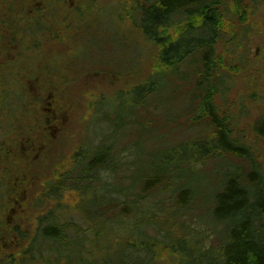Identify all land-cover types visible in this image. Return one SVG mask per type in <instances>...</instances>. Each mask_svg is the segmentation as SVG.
Listing matches in <instances>:
<instances>
[{"label":"trees","instance_id":"1","mask_svg":"<svg viewBox=\"0 0 264 264\" xmlns=\"http://www.w3.org/2000/svg\"><path fill=\"white\" fill-rule=\"evenodd\" d=\"M16 3L3 7L8 13L4 19L9 21L1 23L8 26L9 38L19 44L33 40L31 47H38L29 33L33 31L28 24L32 18L26 11L19 12ZM138 5L140 17L133 29L150 45L148 54L156 50L157 57L155 72L135 88L134 103L137 107L138 100L144 103L146 93L154 95L156 102L158 95L174 85L172 96L165 101L184 98L187 113L194 115L189 126L200 130L168 147L166 152L170 154L163 165L128 161L130 155L133 157L132 150L129 146L115 149L113 142L119 140L108 138L111 133L102 134L103 141L94 150L84 146L73 156L71 168L61 169L58 181L47 191L57 201L65 190L78 192L80 199L73 217L57 206V210L38 217L35 235L30 239L18 226L7 225L0 241L4 251L0 264H58L62 258L66 259L62 264H264V166L254 147L243 142L241 136H234L229 118L216 100L219 95L226 98L232 90L227 73L219 69L216 52L226 2L139 0ZM74 11L78 15L84 12L80 8ZM101 13L91 14L90 20ZM88 22L78 26L76 36L90 28ZM3 37L0 35V58L5 60L0 63V138L21 135L23 115L29 116L37 109L35 103L41 102L40 97L36 101L29 93L34 80L37 86L40 81L25 62L9 57L13 41L6 39L7 35ZM12 72L18 79L14 81V93L8 88L15 80ZM191 75L194 83L189 90L175 93L179 85L170 81V76L189 81ZM38 94L42 96V91ZM46 105L44 102L45 109L39 105L38 111L42 112L45 128L52 118ZM129 113L123 110V114ZM128 120L130 123L131 118ZM254 132L264 140V115L256 122ZM182 143L189 147L186 154L177 150ZM4 148L7 150L0 145V153ZM128 151L130 154L123 156ZM212 163L222 171L217 177L220 188L210 207L216 227L194 215L198 197L191 187L199 172ZM17 171L19 178L26 177L24 165ZM179 230L183 236L178 235ZM213 238L215 246H207L204 241ZM24 242L22 249L14 247ZM8 245L14 251H5ZM160 250L170 251L166 263L156 259Z\"/></svg>","mask_w":264,"mask_h":264},{"label":"rangeland","instance_id":"2","mask_svg":"<svg viewBox=\"0 0 264 264\" xmlns=\"http://www.w3.org/2000/svg\"><path fill=\"white\" fill-rule=\"evenodd\" d=\"M13 1L17 2L15 5L19 12L26 11L32 18L28 24L32 25L34 32L29 30V33L37 40L38 47H31L33 40L19 44L16 39L9 38L8 26L1 22L9 21L4 19L8 15L5 9ZM48 1L50 7L45 18L44 2L48 4ZM51 1H54V7ZM51 1L0 0V35H7L6 39L13 41L9 57H18L21 63L25 62L27 69L41 83L38 88L35 79L29 87L30 96L36 101L40 97L41 102L35 103L37 109L29 116L23 115L22 134H7L0 138V145L7 147L0 153V241L7 225L18 226L23 233L29 234V239L32 238L38 217L57 210V206L73 217V211L79 204V193L65 190L61 200L57 201L48 196L47 191L53 182L58 181L61 169L71 168L75 153L84 146L94 150L103 141L102 134L111 133L108 138L119 140L113 142L115 149L129 146L133 157L130 155L128 161L133 159L137 165L141 162L163 165L170 154V151L166 152L168 147L200 130L197 126H189L192 122H188L194 115L187 113L184 98L165 101L164 98L172 96L174 85L171 88L169 85L162 95H158L156 102L154 95L146 93L144 103L138 99V107L134 103V90L155 72L157 57L156 50L148 54L150 45L133 29L140 17L139 0H72L68 12L64 0ZM224 1L226 5L220 25L222 36L216 44V52L219 69L222 74L227 73L225 76L232 90L226 98L219 95L216 100L221 112L229 118L234 136H241L243 142L254 147L264 166V140L254 132L256 122L264 115V0ZM78 8L84 10L82 15L74 11ZM100 10L101 15L90 20V15ZM42 19L48 23V28H43V31L37 23ZM87 21L90 28L80 37L76 36L75 30ZM171 32L176 34V29ZM72 57L73 64L68 65ZM4 61L0 58V63ZM12 79L15 80H12L11 87L7 86L14 93V81L18 80L15 72H12ZM170 81L179 85L175 93H184L193 85L194 76L191 75L189 81L170 76ZM41 91L42 96L38 94ZM44 97L48 99L44 100ZM25 99L29 100L28 97ZM44 102L47 108L52 109V118L47 125L49 131L42 125V112H38L39 105L43 104L44 108ZM121 106L122 109L119 108ZM42 108L41 111L45 109ZM123 110L130 113L123 114ZM128 118H131L130 123ZM179 146L177 150L186 154L189 147L185 143ZM28 148L31 149L29 156ZM128 154L129 151L123 156ZM23 165L26 177L21 179L17 170ZM208 165L206 170L199 172L196 182L191 183L198 197L197 214L194 215L216 227L210 207L220 188L217 177L222 171L215 163ZM74 218L79 220L77 216ZM178 235L183 236V232L179 230ZM204 242L207 246H215L216 238ZM25 243L14 247L22 249ZM4 249L14 251L11 245ZM1 251L0 257L4 253ZM156 255V259L166 263L171 254L169 250H160ZM60 260L58 264L66 259Z\"/></svg>","mask_w":264,"mask_h":264},{"label":"flooded vegetation","instance_id":"3","mask_svg":"<svg viewBox=\"0 0 264 264\" xmlns=\"http://www.w3.org/2000/svg\"><path fill=\"white\" fill-rule=\"evenodd\" d=\"M51 1V0H50ZM71 1L72 0H64L63 2H64V4L66 5L65 7L67 8V12H68V8L72 5V3H71ZM74 1H77V0H74ZM48 4H46L45 2H44V5H45V7H46V12H47V14L46 13H44L45 14V18L48 16V12H49V7H50V3H49V1L47 2ZM51 4H52V6H53V4H54V1H51ZM54 7V6H53ZM55 8L57 9V7L55 6ZM54 13V12H53ZM68 14V13H67ZM70 14H73L72 12H70ZM70 14H68V16H70ZM54 15H56V13H54ZM60 15V14H59ZM42 16V15H41ZM51 20H52V18H51ZM39 23V25H41V26H43L42 27V31H43V28H48V23L46 24V22H45V20L44 19H42V20H39L38 21ZM77 28V27H76ZM72 61H73V57H72V59H71V61H70V63L68 64V65H72L73 63H72ZM49 99H51V96L49 97ZM49 105H51V103L49 104ZM52 109L50 108L49 109V114L52 116V114H51V111ZM47 129H48V131H49V127H47Z\"/></svg>","mask_w":264,"mask_h":264}]
</instances>
